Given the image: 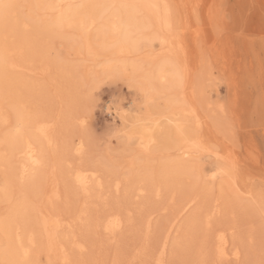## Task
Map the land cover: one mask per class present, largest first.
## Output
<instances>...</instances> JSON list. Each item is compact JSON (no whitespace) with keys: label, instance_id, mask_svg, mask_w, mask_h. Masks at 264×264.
I'll list each match as a JSON object with an SVG mask.
<instances>
[{"label":"rangeland","instance_id":"1","mask_svg":"<svg viewBox=\"0 0 264 264\" xmlns=\"http://www.w3.org/2000/svg\"><path fill=\"white\" fill-rule=\"evenodd\" d=\"M9 1L17 16L16 38L25 31L33 45L27 59L35 68L50 67L43 78L27 77L36 87L23 91L38 118L54 123L57 137V148L45 147L46 165L34 189L47 192L54 176L63 183L57 181L63 195L55 206L29 194L33 189L27 195L34 196V206L42 201L37 209L68 219V238L74 233L85 241L84 252L74 256L90 264H156L166 241L164 264H264V0H159L171 11L174 30L165 35L174 50L152 25L127 39L124 30L111 33L102 20L84 32L60 23L67 8L90 0L63 6L43 0L40 8L36 0ZM114 1V10L130 2ZM43 24L51 32L41 30ZM125 42L128 53L120 55ZM0 101L11 117L0 125V138L21 132L11 100L0 95ZM183 136L199 138L207 149L181 158ZM81 144L78 153L74 148ZM70 167L98 171L103 179L102 198L88 204L86 215H80L83 197L71 182ZM6 172L0 169V221L30 182L17 180L18 188L4 195ZM116 181L120 193L114 191ZM143 185L147 193L133 196ZM189 199L194 206L181 214ZM112 212L125 220L116 235L102 229ZM175 218L177 228L170 232ZM221 231L230 238L229 261L217 253ZM4 238L0 229V262L8 264Z\"/></svg>","mask_w":264,"mask_h":264},{"label":"bare ground","instance_id":"2","mask_svg":"<svg viewBox=\"0 0 264 264\" xmlns=\"http://www.w3.org/2000/svg\"><path fill=\"white\" fill-rule=\"evenodd\" d=\"M67 1L69 0H57V5L63 6V4H66ZM129 1L131 2H129L130 4L123 1V3H125L121 7L119 6L121 4L120 3L118 5L120 8L114 10V0H90L85 2L83 5L81 3L82 6L76 10L72 11L67 8V11L61 18L60 23L67 28H76L78 31L82 32L91 30L96 25L102 23L110 26L111 33H118L120 30H124L127 37H129L127 39L135 37L138 38V36H140L147 28H149L150 25H152L154 29L159 32V38L163 44L174 50L173 45L169 42V38L165 35V33L171 34L174 30L170 20L171 11L169 6L163 3V0V2H160L159 0ZM35 3L40 8L43 4V0H36ZM161 3H163V5ZM6 4L14 5L9 0ZM111 5L112 9L110 10L112 11L107 13L106 11ZM14 8L15 6L7 10V12L0 10V95L6 96L11 100V104L13 105L11 108H16L15 111L18 116L17 121L21 122L22 130L21 132L13 131L8 134L5 132V136L0 138V169H7V176L5 177L6 179L1 190L4 192L2 194L10 196L12 194L13 187L18 186L16 183L17 180H21L20 182L24 181V183H26V181L27 183L30 181L27 185H30L31 188L28 190L30 186L28 187L27 185L25 186L28 188L26 191L24 188H19L18 192H20V189H24V192L26 193L23 192L24 194H21V197L16 204H13L14 206L10 209L8 208L9 211L7 212L6 210V215L1 218L0 229L7 244L6 250L3 252V256L6 254L8 255V259H6L8 264H90L89 262L83 261L84 259L82 260V258L79 259L74 256L76 251L82 252L85 249L86 244L85 241L80 239L76 234L74 235V233H72V237L70 234H68L70 235V238L67 237L65 231L69 229L71 225L68 219L61 215L60 211L58 214H52L49 210H41L44 209L42 207H40L41 209H37L36 205H43V203L41 204L42 201L40 202L38 200L37 203L39 204H35L34 206V203L32 202L33 200H31L34 196L38 198L40 196V199L42 196V199H44L43 197H46L47 202L54 204L55 206L54 202L62 198L63 190L61 185L63 183L58 181L59 179L57 181L62 184L54 180V178L57 177L54 176V178L50 177L53 181L51 180L47 185V192L43 190L40 193V190L38 191V189H34L36 184L34 178L37 176L39 171H43L41 169L46 165L47 158L45 155V147L52 146V148H57V137L55 136L54 123L49 119L38 118L39 116L36 115V112L32 110L31 106L25 101L23 91H34L33 89L36 87V83L33 82L34 80L31 81L27 77L33 79L43 78L50 72V67L40 68L39 66V68H35L31 62L33 59H27V52H29L28 49L30 48V44L32 42H29L25 31L21 32L20 38H16L17 28H14L15 24L13 23L17 21V16L15 15L16 13ZM101 20L103 22L99 23ZM42 29L43 31L45 30L51 32L49 24H43L41 26V30ZM150 29H152V27ZM128 50L129 48L126 42L117 49L120 55H126ZM4 108L5 107L0 104V125L9 124V120L11 119L10 111H5ZM190 113L197 116L194 108L190 110ZM196 123L197 125H200V120L197 119ZM7 126L9 127V125ZM180 126L181 125L178 126L177 124V127H179V133H182L183 130ZM82 147L83 146L81 144L78 148L76 147L77 149H74L80 153L83 152L81 151ZM204 149L207 148L202 145L199 138L183 136L178 152L181 158H184L190 157L196 152H201ZM74 153H76V151H74ZM216 155L218 154L216 153ZM16 160L19 163L18 167H15L16 165H14ZM48 166L49 165H47L46 168H49ZM71 170L72 168L70 167V173L68 175H70L71 182L78 190V194L84 198H82L81 202L82 206L80 215H86L87 210L89 209L88 204H91L92 200L95 198H102L104 182L98 171L83 168L73 169L74 171ZM173 172L175 173V171H170V173ZM53 175L57 174L54 173ZM66 179L63 181H66ZM14 183H16V185H14ZM113 186L115 189L114 191H117L118 193L121 189V183L116 181ZM31 189H33V192H30L29 194L33 193L34 196L32 197L27 195L28 191H31ZM147 190L148 188L145 185L137 186L134 188L133 196H143L147 193ZM161 190L160 188L156 189L157 197H159L162 193ZM16 195L17 194H15V196ZM5 199L9 200V197L5 196ZM194 204L195 200L189 199L181 208L180 213L184 214L188 212ZM180 213L179 216L181 215ZM124 222L125 220L123 219L121 213L112 212L105 216L102 222V229L109 234L116 235V232L123 227ZM177 222L178 218H175L170 226V232L175 229ZM98 225L99 227L101 226V224L96 223V226ZM147 227L148 229L150 228V220L147 221ZM147 232L149 231L147 230ZM63 233L66 234V236ZM225 233L226 232L221 231L217 235V245L219 244L217 253L224 258L230 255L228 253L230 238L228 240ZM167 237L166 240L168 239ZM234 248L235 247H233V249ZM161 249L162 250L159 248L161 251V253H159L160 255L158 257L156 256L157 258L154 257V259H156V264H164L166 241ZM2 251L0 253H2ZM232 254L234 258H237L240 252L236 249ZM221 260L224 261L222 258ZM227 260L228 258L226 261Z\"/></svg>","mask_w":264,"mask_h":264},{"label":"snow or ice","instance_id":"3","mask_svg":"<svg viewBox=\"0 0 264 264\" xmlns=\"http://www.w3.org/2000/svg\"><path fill=\"white\" fill-rule=\"evenodd\" d=\"M12 7H14L11 4H6L3 2V0H0V10H4L5 12H7V10L11 9ZM0 264H2V262H0Z\"/></svg>","mask_w":264,"mask_h":264}]
</instances>
